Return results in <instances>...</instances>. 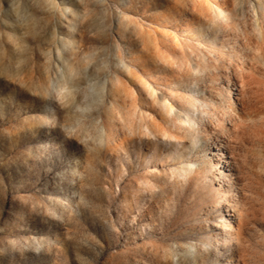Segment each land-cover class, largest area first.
Returning a JSON list of instances; mask_svg holds the SVG:
<instances>
[{
	"label": "rangeland",
	"instance_id": "rangeland-1",
	"mask_svg": "<svg viewBox=\"0 0 264 264\" xmlns=\"http://www.w3.org/2000/svg\"><path fill=\"white\" fill-rule=\"evenodd\" d=\"M0 264H264V0H0Z\"/></svg>",
	"mask_w": 264,
	"mask_h": 264
},
{
	"label": "bare ground",
	"instance_id": "bare-ground-1",
	"mask_svg": "<svg viewBox=\"0 0 264 264\" xmlns=\"http://www.w3.org/2000/svg\"><path fill=\"white\" fill-rule=\"evenodd\" d=\"M198 28H199V30L200 31H206V32H208V30L210 29V28H212V25L209 23V22H207V21H204V22H202L199 26H198ZM213 29H215V28H212V30ZM189 104V103H188ZM178 129L180 130V132H181V134L183 133V132H189V133H191V140H192V143H194V142H196L197 140V138H198V134H197V132H196V128H195V120L193 119L192 120V122H190V120H188L187 119V115H186V113H185V119H182L181 121H180V123H179V125H178ZM215 133V132H214ZM209 134V133H208ZM217 136V135H216ZM177 140V139H176ZM179 141L181 142L182 140L181 139H179ZM225 146H226V144H225V142L224 141H222V142H220L216 147H215V150H217V151H221L222 152V150H224L225 149ZM223 156V154L221 153V154H219L217 157V160L215 161V164H213L212 165V169L213 170H215L216 172H218V165L220 164V160H221V158H223L222 157ZM200 172V171H199ZM221 174H222V172L220 171V173H219V177H221Z\"/></svg>",
	"mask_w": 264,
	"mask_h": 264
}]
</instances>
